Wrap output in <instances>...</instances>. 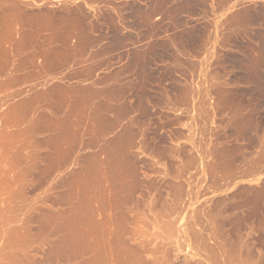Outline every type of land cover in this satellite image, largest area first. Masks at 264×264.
<instances>
[{
  "label": "rangeland",
  "instance_id": "obj_1",
  "mask_svg": "<svg viewBox=\"0 0 264 264\" xmlns=\"http://www.w3.org/2000/svg\"><path fill=\"white\" fill-rule=\"evenodd\" d=\"M263 18L264 0H0V264L96 262L49 222L87 203L130 264H264ZM99 158L116 182L92 202Z\"/></svg>",
  "mask_w": 264,
  "mask_h": 264
},
{
  "label": "bare ground",
  "instance_id": "obj_2",
  "mask_svg": "<svg viewBox=\"0 0 264 264\" xmlns=\"http://www.w3.org/2000/svg\"><path fill=\"white\" fill-rule=\"evenodd\" d=\"M8 2H10V1H8ZM12 3V2H11ZM163 3V2H162ZM151 4V3H150ZM157 4V3H156ZM39 7V6H38ZM79 7V6H78ZM177 8V7H176ZM180 8V7H179ZM262 8V7H261ZM18 9V8H17ZM212 9V8H211ZM62 11V10H61ZM84 12V11H83ZM87 14V13H86ZM91 15V14H90ZM74 16V15H73ZM235 16V15H234ZM238 16V15H237ZM262 16V15H261ZM46 18V17H45ZM61 18V17H60ZM250 18V17H249ZM264 19V18H263ZM69 20V19H68ZM86 20V19H85ZM148 20V19H147ZM62 21V20H61ZM228 21H229V19H228ZM41 22V21H40ZM52 22V21H51ZM64 22V21H63ZM16 24V23H15ZM75 24V23H74ZM146 24V23H145ZM11 25V24H10ZM17 25V24H16ZM152 25V24H151ZM157 25V24H156ZM6 26V25H5ZM157 27V26H156ZM5 28V27H4ZM43 28V27H42ZM1 29V28H0ZM17 29V28H16ZM18 30V29H17ZM90 30V29H89ZM38 32V31H37ZM40 32V31H39ZM4 33V32H3ZM10 33V32H9ZM6 34V33H5ZM44 34V33H43ZM127 34V33H126ZM236 35V34H235ZM262 35V34H261ZM11 37V36H10ZM96 37V36H95ZM16 40V39H15ZM41 40V39H40ZM10 42H11V40H10ZM13 42H14V40H13ZM20 42V41H19ZM79 42V41H78ZM17 44H18V42H17ZM55 44H56V42H55ZM41 47V46H40ZM132 47V46H131ZM100 49V48H99ZM66 50H67V48H66ZM24 51V50H23ZM52 54V53H51ZM148 55V54H147ZM53 56V55H52ZM59 57V56H58ZM141 60V59H140ZM65 61V60H64ZM47 62V61H46ZM124 62V61H123ZM48 63H49V61H48ZM132 63V62H131ZM68 64V63H67ZM99 64V63H98ZM37 65V64H36ZM24 66V65H23ZM43 66V65H42ZM97 66V65H96ZM54 67V66H53ZM60 67V66H59ZM44 69V68H43ZM48 69V68H47ZM52 69V68H51ZM134 69V68H133ZM136 69V68H135ZM71 70V69H70ZM85 70V69H84ZM89 70V69H88ZM130 70V69H129ZM66 71V70H65ZM120 72V71H119ZM19 73V72H18ZM147 74V73H146ZM32 75V74H31ZM93 75V74H92ZM143 75V74H142ZM108 77V76H107ZM127 77V76H126ZM72 79V78H71ZM25 80V79H24ZM27 80V79H26ZM115 80V79H114ZM57 82V81H56ZM143 86H144V84H143ZM94 87V86H93ZM38 90V89H37ZM66 91H68L67 89H66ZM37 92V91H36ZM41 92V91H40ZM61 93V92H60ZM69 93V92H68ZM72 94H74V93H72ZM108 95H109V93H108ZM71 96V95H70ZM99 96V95H98ZM43 97V96H42ZM54 98V97H53ZM57 98V97H56ZM71 98H72V96H71ZM75 98V97H74ZM73 98V99H74ZM102 98V97H101ZM79 99V98H78ZM209 99V98H208ZM49 100V99H48ZM75 100V99H74ZM104 100V99H103ZM142 100V99H141ZM35 101V100H34ZM73 101V100H72ZM79 101V100H78ZM36 102V101H35ZM81 102V101H80ZM131 102V101H130ZM140 102V101H139ZM83 103V102H82ZM81 103V104H82ZM99 103V102H98ZM80 104V103H79ZM74 105V104H73ZM98 105V104H97ZM122 105V104H121ZM68 106V105H67ZM77 107V106H76ZM84 107V106H83ZM110 108V107H109ZM136 108V107H135ZM81 109V108H80ZM89 109V108H88ZM75 110V109H74ZM82 110H83V108H82ZM126 110V109H125ZM68 111V110H67ZM84 111H86L85 109H84ZM92 113V112H91ZM90 114V113H89ZM36 115V114H35ZM95 115H97V114H95ZM119 115V114H118ZM80 118V117H79ZM83 119V118H82ZM122 121V120H121ZM57 122V121H56ZM70 124V123H69ZM135 125V124H134ZM51 126V125H50ZM78 126V125H77ZM60 127V126H59ZM64 127V126H63ZM58 128V127H57ZM61 128V127H60ZM53 129V128H52ZM67 129V128H66ZM103 129V128H102ZM55 130H56V128H55ZM59 132H60V130H58ZM82 131V130H81ZM79 132V131H78ZM88 132V131H87ZM102 132V131H101ZM104 132V131H103ZM79 133H81V132H79ZM78 133V134H79ZM84 133V132H83ZM94 133V132H93ZM96 133V132H95ZM107 133V132H106ZM117 133V132H116ZM63 134V133H62ZM103 135H106L105 133H102V136ZM76 136V135H75ZM80 136V135H79ZM129 137V136H128ZM57 140V139H56ZM64 140V139H63ZM61 141V140H60ZM53 142V141H52ZM90 142V141H89ZM88 142V143H89ZM108 143V142H107ZM65 144V143H64ZM118 144V143H117ZM58 145V144H57ZM57 147V146H56ZM58 149V148H57ZM110 154V153H109ZM54 155V154H53ZM54 157V156H53ZM54 160H56V159H54ZM107 160H108V158H107ZM118 160V159H117ZM101 161H104V160H100V158L98 159V166H100V172H98V174L100 173L101 174V176H100V178H98L99 179V182L97 181V184L99 183V185H91L92 183H94V182H92L91 183V181L92 180H90V183L88 182L87 184H85L86 183V181L84 180L85 178H83L82 180H84L85 182H83L84 184H83V186H87V187H89V189H90V192H89V200L90 201H92L93 202V199L97 196V194H100V192H105L106 193V195H107V192L108 191H110L111 189V184H113V183H111V182H109V185L111 186H109V188H105V186H103L104 184H103V181H104V178L106 177V175L108 174V172H107V170L109 169H107V164L109 163V162H107L106 160L104 161V162H101ZM110 161V160H109ZM112 162V161H111ZM97 163V162H96ZM56 164V163H55ZM111 164V163H110ZM53 165H54V163H53ZM52 165V166H53ZM109 165V164H108ZM116 165V164H115ZM51 168V167H50ZM116 168V167H115ZM52 169V168H51ZM87 170V169H86ZM98 171V170H97ZM132 171V170H131ZM95 172V171H94ZM97 174V173H96ZM95 174V176L97 177V175ZM123 174V173H122ZM80 175V174H79ZM121 175V174H120ZM105 176V177H104ZM122 176V175H121ZM120 176V177H121ZM126 176V175H125ZM124 176V174H123V178L125 177ZM110 177V176H109ZM122 178V177H121ZM125 179H126V177H125ZM125 179H123V180H125ZM78 180V179H77ZM87 180V179H86ZM111 180V179H110ZM117 180V179H116ZM112 182H113V180H112ZM116 182V181H115ZM115 182H114V184H115ZM122 182H124V181H122L121 180V182H120V184L122 183ZM78 183V182H77ZM107 183V182H106ZM118 184H119V182H117ZM114 184H113V186H114ZM122 185V184H121ZM116 186V185H115ZM79 187V186H78ZM130 187V186H129ZM116 188V187H115ZM114 189V188H113ZM78 191V190H77ZM85 193V192H84ZM120 195V194H119ZM102 196V195H101ZM108 196V195H107ZM98 197V196H97ZM110 197V196H109ZM87 198V199H88ZM108 198V197H107ZM112 198V197H111ZM105 199V198H104ZM111 200H113V199H111ZM88 201V200H87ZM89 201V202H90ZM111 202V201H110ZM77 203H79V202H77ZM103 203V202H102ZM106 203V202H105ZM88 205H89V203H87ZM107 205H100L101 207H99L98 209H99V212H105L106 213V211H112V210H114V212H115V207L113 206L112 207V202H111V206L109 205V203H106ZM86 206V205H80V204H77V205H75L74 206V209H72L73 211H69V213H71L70 215H68L67 214V216L66 215H63V214H58V215H56V214H51V216H50V224H56V222H58L59 220L60 221H62L60 224H58L57 225V227H55V230H53L55 233H62V232H67L68 233V235H67V237H66V240H63L62 242H66L65 244H67L68 245V250H69V253H70V256L71 257H77L78 255H86V254H91V255H93L94 256V259L93 258H91V261L92 260H97L96 262L95 261H93L92 263L93 264H107L108 262L107 261H109V258H110V260L112 261V259L111 258H113L114 260L116 259V264H130L131 262H129V261H132L133 259H130V257H129V255H130V250L132 251V247L130 248V250H129V245H127L126 244V242L124 241V238H123V236H124V232L122 233V230L121 229H119L118 231L117 230H115V231H113V232H107V229L111 226V225H113L114 226V223H116V220H115V222H114V219H115V217L114 218H110L109 216H107V217H105L104 215V217H102V219L101 220H99V218H98V220H97V216H96V214H97V211H96V209H94V208H92L91 206ZM94 205V204H93ZM116 206V205H115ZM122 206V205H121ZM118 208V207H117ZM116 210H118V209H116ZM120 210V209H119ZM121 212V211H120ZM124 212V211H123ZM122 213V212H121ZM108 214V213H107ZM109 214H111V213H109ZM114 214V213H113ZM113 214H112V216H113ZM99 215V214H98ZM123 215V214H122ZM121 214H120V216L122 217V219H124V217L122 216ZM100 216V215H99ZM121 219V218H120ZM121 221V220H120ZM123 221V220H122ZM118 222V221H117ZM125 223V222H124ZM121 224V223H120ZM122 224H123V222H122ZM121 224V225H122ZM110 225V226H109ZM115 225H117V224H115ZM109 226V227H108ZM120 225H118L117 227H119ZM116 227V226H115ZM115 229V228H114ZM113 229V230H114ZM118 229V228H117ZM103 231V232H102ZM112 231V230H111ZM123 231H125L124 229H123ZM101 233H107V235H105V236H107V238H105L106 239V241L104 240V239H102V240H104V241H101L102 243H100V244H98V242H97V240H99V239H97L96 241H91V239L90 238H88V237H91V238H93V237H95V238H98L99 237V235L101 234ZM104 236V237H105ZM101 237V236H100ZM99 237V238H100ZM103 237V236H102ZM95 238L93 239V240H95ZM94 242H97V245L96 244H94ZM63 245V244H62ZM129 246V247H128ZM97 248V249H96ZM62 249V248H61ZM63 250H66V248L65 249H63ZM62 250V251H63ZM135 252V251H134ZM133 253V252H132ZM136 253V252H135ZM138 253H140V252H138ZM66 256H67V254H66ZM79 256V257H80ZM133 256H135L134 254H133ZM68 257H69V255H68ZM132 257V256H131ZM64 258V257H63ZM67 258V257H66ZM69 259H70V257H69ZM74 259V258H73ZM76 259V258H75ZM138 259V258H137ZM140 260H141V258H140ZM140 260L138 261L137 260V262H139V264H142L144 261H142V262H140ZM134 261V260H133ZM95 262V263H94ZM119 262V263H118ZM88 263V262H87ZM91 262H90V264H92ZM135 263H136V260H135ZM134 263V264H135ZM89 264V263H88ZM115 264V263H114ZM136 264H138V263H136ZM143 264H146V263H143ZM148 264V263H147Z\"/></svg>",
  "mask_w": 264,
  "mask_h": 264
},
{
  "label": "crops",
  "instance_id": "obj_3",
  "mask_svg": "<svg viewBox=\"0 0 264 264\" xmlns=\"http://www.w3.org/2000/svg\"><path fill=\"white\" fill-rule=\"evenodd\" d=\"M228 4V3H227ZM67 37H68V33H65V41H64V45L60 44L57 46H52V47H43V46H36L34 48V52L35 53H42V52H52V53H63L66 52L68 50L67 47ZM67 48V50H66Z\"/></svg>",
  "mask_w": 264,
  "mask_h": 264
}]
</instances>
